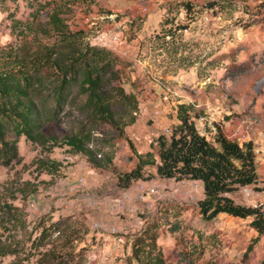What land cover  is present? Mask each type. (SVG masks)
I'll list each match as a JSON object with an SVG mask.
<instances>
[{"label":"rangeland","instance_id":"obj_1","mask_svg":"<svg viewBox=\"0 0 264 264\" xmlns=\"http://www.w3.org/2000/svg\"><path fill=\"white\" fill-rule=\"evenodd\" d=\"M47 2L60 5L70 28L81 32L71 44L74 48L91 45L93 30L84 21L86 15L115 14L117 21L126 22L129 52L110 50L118 58L117 78L101 87L123 134L109 123L94 124L84 107L88 96L72 84L61 101L55 131L59 136L90 135L86 146L91 159L70 152L65 144L48 150L19 139L21 163L9 170L0 167V241L13 246L8 249L12 253L0 255V264H85L93 250L89 244L93 223L107 221L122 224L116 227L124 228L126 238L132 239L114 262L136 264L135 241L130 237L136 233L127 230L134 222L126 223L136 217L147 219L144 236H155L168 263L264 264V234L254 241L258 233L250 218L221 214L213 221L201 219L197 202L203 193L197 182L161 179L154 175V167L147 166L129 186L117 185V176L137 164L128 141L138 153L151 151L157 156L156 138L178 124L176 113L167 109L159 119L150 118L151 102L165 88L171 91L174 111L179 104L191 106L197 129L210 141L218 130L235 140L231 135L240 118L253 116L260 133L255 154L264 161V0H0L7 27L0 33V49L20 44L17 30L44 24L52 8H44ZM144 6L152 7L150 13L141 14ZM67 49L59 47L58 55ZM45 95L48 101L41 109L52 105L49 92ZM213 103L221 109L218 113L194 107ZM38 159L59 162V172L38 174ZM25 182L38 191L21 199L18 190ZM140 185L153 188L155 194L137 198ZM128 191H134L131 200ZM10 192L15 193L13 199ZM92 197L95 205L89 204ZM116 198L139 214L131 217L122 208H114L112 214L105 211V200L111 204ZM233 198L246 206H264V193L251 187L240 189ZM5 202L17 209L15 220L5 213Z\"/></svg>","mask_w":264,"mask_h":264},{"label":"trees","instance_id":"obj_2","mask_svg":"<svg viewBox=\"0 0 264 264\" xmlns=\"http://www.w3.org/2000/svg\"><path fill=\"white\" fill-rule=\"evenodd\" d=\"M51 3L44 6H52L44 24L16 29L20 44L0 49V167L7 170L21 163L18 151L21 137L48 150L65 144L70 152L90 158L91 150L86 146L90 135L69 132L59 136L55 131L61 101L72 84H78L80 91L88 96L84 107L94 124L109 123L119 130L120 136L123 134L110 102L101 92L104 83L112 84L117 78V56L110 50L89 44L81 48L71 46L81 32L72 30L61 6ZM17 27L19 24L14 25ZM61 46L70 49L58 55L57 49ZM116 89L121 96L124 95L123 89ZM45 91L52 97V105L41 109L40 106L48 101ZM124 99L130 100L131 96L125 95ZM191 109L189 104L178 105V124L172 127L169 135L161 134L156 139L157 156L151 151L143 155L138 153L128 141L137 164L133 170L117 176V185L129 186L143 176L147 166L154 167V175L161 179L198 181L203 186V196L197 202L203 221H213L221 214L238 219L250 218V226L258 233L254 241L259 240L264 234V206H246L233 198L236 192L246 187L264 193V180L257 173L253 144L230 140L219 130L213 141L208 140L197 129V117L191 114ZM37 161L35 171L38 174L45 172L54 176L61 167L54 160ZM30 187L33 188L30 190ZM37 191L36 186L25 182L18 194L24 199ZM14 195L10 192V198L13 199ZM4 206L5 213L15 220V206L8 202ZM146 229L133 236V260L136 264H171L157 249L155 236H144ZM11 247L6 241L5 244L0 241V255L12 253L13 250L8 251Z\"/></svg>","mask_w":264,"mask_h":264},{"label":"built area","instance_id":"obj_3","mask_svg":"<svg viewBox=\"0 0 264 264\" xmlns=\"http://www.w3.org/2000/svg\"><path fill=\"white\" fill-rule=\"evenodd\" d=\"M162 0H155L159 2ZM150 13V8L144 6L141 10L142 15ZM84 21L87 26L93 30V35L90 38V44L95 47L104 48L107 50H122L123 54H126L130 48V42L127 40L126 32L127 26L125 21H117L115 14L108 15H86ZM104 22H109V25L102 26ZM7 29L3 23V17L0 13V33L5 32ZM151 116L152 120H157L161 117L163 109L174 111L175 104L172 101V94L170 89H163L157 101L151 102ZM196 108H202L201 105H196ZM200 121H204V118H200ZM165 135H169V129H165ZM99 135V134H97ZM260 136L258 126L253 116L246 115L240 118L237 126L233 130L231 135L232 139H235L239 143L251 142L254 146L258 137ZM157 139V138H156ZM156 143V142H155ZM255 150V148H254ZM259 153V150H256ZM81 181V180H80ZM155 194L153 188H149L145 185L138 187L137 198L143 199L146 195ZM89 204L95 205L96 200L94 197L90 198ZM113 205L118 209H124V199L116 198L113 200ZM128 211L134 215H138L139 211L136 208H128ZM137 229L135 235L143 232L146 229L147 219L144 217L138 218ZM92 231H94L89 244L91 245L92 251L86 255L85 264H108L114 262L115 258H121L124 255L125 248L130 245L132 239L126 238L125 233L127 232L124 228H118L116 226H105L100 222H95L92 225ZM134 235V236H135ZM133 237V236H130ZM101 239L103 242L101 243ZM100 240V244L98 241ZM109 246V249H108ZM106 247V248H105Z\"/></svg>","mask_w":264,"mask_h":264},{"label":"crops","instance_id":"obj_4","mask_svg":"<svg viewBox=\"0 0 264 264\" xmlns=\"http://www.w3.org/2000/svg\"><path fill=\"white\" fill-rule=\"evenodd\" d=\"M152 7H153V5H151ZM152 7H150V10H151V8ZM156 9V8H155ZM131 44H136V41H132L131 42ZM128 50H127V54H128ZM183 104H187V103H183ZM194 105V104H193ZM194 106H196V105H194ZM201 110H203V111H205V112H209V111H213L214 113H218L221 109L218 107V106H214V103L212 104V105H203L202 106V108H201ZM257 173H258V176H259V178L261 179V180H264V161L263 162H261L260 160H259V158H257ZM195 182H197L198 184H199V186H200V189H201V191H202V193H203V186H202V184L200 183V182H198V181H195ZM134 191L133 192H127V197H130L129 199L131 200L134 196ZM203 196V195H202ZM106 201V203H105V205H104V210L105 211H107V212H109L110 214H112L113 213V211H115L114 210V208H116V209H118L116 206H114L113 205V202H111V204L110 203H108L109 201L108 200H105ZM128 208H133V207H130V206H126V204H125V208L123 209V210H126V213L127 214H131V215H129V216H131V217H133L132 216V213H130L129 211H128ZM128 216V217H129ZM107 221V220H106ZM137 221H138V218L136 217V218H133V219H131V221L130 220H127L126 221V223H127V225L129 226V225H131V222H134L133 224H132V227L130 226V228L129 229H127V230H133V231H135L136 229H137V226H138V224H137ZM103 225H105V226H117V225H122V224H116V223H111V221H107L105 224L104 223H102ZM127 226V227H128ZM103 242V240L101 239V243ZM106 248V247H105ZM126 248H128V247H126ZM108 249H109V246H108ZM108 264H117V263H115V262H109Z\"/></svg>","mask_w":264,"mask_h":264}]
</instances>
